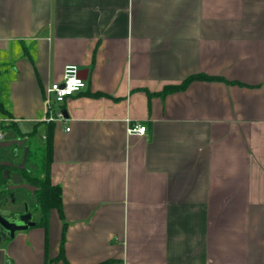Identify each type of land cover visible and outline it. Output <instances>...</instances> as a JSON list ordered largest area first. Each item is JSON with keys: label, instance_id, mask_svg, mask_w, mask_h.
Instances as JSON below:
<instances>
[{"label": "crops", "instance_id": "0c3cea01", "mask_svg": "<svg viewBox=\"0 0 264 264\" xmlns=\"http://www.w3.org/2000/svg\"><path fill=\"white\" fill-rule=\"evenodd\" d=\"M68 65L61 217L0 236V264H264V0H0V143L44 137ZM194 74L222 81L147 96Z\"/></svg>", "mask_w": 264, "mask_h": 264}, {"label": "trees", "instance_id": "16d2710c", "mask_svg": "<svg viewBox=\"0 0 264 264\" xmlns=\"http://www.w3.org/2000/svg\"><path fill=\"white\" fill-rule=\"evenodd\" d=\"M193 81H222V79L218 77H209L202 74H194L188 76L185 80L182 81L181 84L178 85H166L159 93H147L148 97L151 96H160L165 97L168 94L181 91L185 89L191 82ZM11 118V113L7 108L6 104L0 100V129H6V126H3V120H9ZM10 129H13L15 132V137H18L21 141H23V145L18 147L16 145L13 148L17 149L18 156L19 152L22 158V151L24 147H27V158L25 163L24 170H16L9 169L10 173H17L23 183L31 185L35 187L37 190L34 192L33 196L29 193V204L28 208L37 213L38 218L35 222V226L42 227L46 229L48 223V217L51 210H55L59 217H61V208H62V200H61V189L57 185H52L50 180V164L52 160V133L54 129L55 123L49 122L45 123V133L44 137L41 139L42 144L38 145L37 141L34 140L36 134V130L28 134H22L18 131L17 127L10 123ZM1 151V149H0ZM20 158V159H21ZM4 160L0 155V161ZM28 163H33L32 167H27ZM7 168L0 166V195L3 193L10 196V194H14V191L7 190L9 181L4 178L3 172ZM17 190V189H16ZM12 197L10 196V199ZM66 228L65 223H63V232L62 238L59 246V255L57 259H61L64 262L65 259L63 257V242H64V230Z\"/></svg>", "mask_w": 264, "mask_h": 264}, {"label": "built area", "instance_id": "2783aa9c", "mask_svg": "<svg viewBox=\"0 0 264 264\" xmlns=\"http://www.w3.org/2000/svg\"><path fill=\"white\" fill-rule=\"evenodd\" d=\"M85 88L84 80L79 77L78 69L73 65L65 66L62 80L59 83L51 84L43 92V121L45 123L63 120L62 111L58 108L67 98L78 94ZM145 126L138 123H128L126 133L128 136H144ZM2 133L0 132V140Z\"/></svg>", "mask_w": 264, "mask_h": 264}, {"label": "water", "instance_id": "95a60500", "mask_svg": "<svg viewBox=\"0 0 264 264\" xmlns=\"http://www.w3.org/2000/svg\"><path fill=\"white\" fill-rule=\"evenodd\" d=\"M85 79V78H84ZM62 115L66 118L65 111H62ZM23 141L16 139L9 142L0 143V149L11 148L16 145L21 147ZM15 154V151H14ZM27 158V147L23 148L22 159L19 164L15 165L9 161H0V166L7 168L3 174L6 180H10L11 184L7 187V190L13 191L16 189H23L33 196L37 190L35 187L23 183L21 177L17 173L9 174V169L24 170ZM35 226V222L32 220V214L29 212V208L24 204L23 213L14 214L13 216H6L0 213V236L3 239H12L15 233L20 231H26L29 228Z\"/></svg>", "mask_w": 264, "mask_h": 264}, {"label": "rangeland", "instance_id": "374dc122", "mask_svg": "<svg viewBox=\"0 0 264 264\" xmlns=\"http://www.w3.org/2000/svg\"><path fill=\"white\" fill-rule=\"evenodd\" d=\"M37 136H38L37 143H38V145H41L42 142L39 138L40 136L39 135H37ZM37 136H36V138H37ZM14 150H16V149L13 147L7 148V149H1L0 154H1L2 158L5 160V159L10 158V156H12V154L14 153ZM22 154H23V152H22ZM20 158H21V155L19 152V156L17 158H14L13 162L19 161ZM32 164L33 163H28L27 167H32ZM8 184H10V183H8ZM13 191H14V194H12L11 199H10V196H8L5 193H3L2 196L0 195V213H2L3 215H4V213H7L8 210H10L9 213L19 211L22 209V205H23L24 201L29 202V194L27 191H25L23 189H17V190H13ZM33 214H34V218L36 219L37 214L35 212H33Z\"/></svg>", "mask_w": 264, "mask_h": 264}, {"label": "flooded vegetation", "instance_id": "af4514ba", "mask_svg": "<svg viewBox=\"0 0 264 264\" xmlns=\"http://www.w3.org/2000/svg\"><path fill=\"white\" fill-rule=\"evenodd\" d=\"M10 174H13V173H10ZM9 181V183L11 184V181L10 180H8ZM10 184H8V186L10 185ZM10 196H12L11 194H10ZM24 204H26L27 206H28V202L26 203V202H23V205H22V209L21 210H19V211H17V212H12V213H8V214H6V216H13L14 214H19V213H23V211H24ZM29 212L32 214V218L34 217V214H33V212L29 209ZM5 215V214H4Z\"/></svg>", "mask_w": 264, "mask_h": 264}]
</instances>
